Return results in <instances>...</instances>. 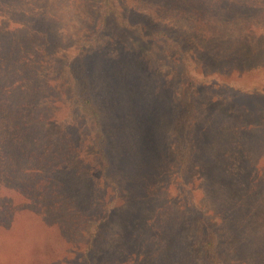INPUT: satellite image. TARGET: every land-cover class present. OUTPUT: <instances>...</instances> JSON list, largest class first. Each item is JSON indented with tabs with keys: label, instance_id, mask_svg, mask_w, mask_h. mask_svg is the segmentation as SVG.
<instances>
[{
	"label": "rangeland",
	"instance_id": "rangeland-1",
	"mask_svg": "<svg viewBox=\"0 0 264 264\" xmlns=\"http://www.w3.org/2000/svg\"><path fill=\"white\" fill-rule=\"evenodd\" d=\"M8 1L13 9L11 2L25 1V16L40 3L53 15L79 14L74 0ZM97 5L96 0L77 4L91 17ZM121 5L137 27H120L110 17L103 37L117 40L128 60L117 57L120 66L113 65L116 47L108 48L97 69L123 180L106 187L118 190L124 202L94 264H204L188 219L201 214L227 225L222 209L227 202L234 211V223L221 234L227 239L225 256L231 255L227 264H264V0H122ZM86 27L90 21L80 29ZM159 30L173 43L150 37ZM189 102L197 105V146L189 172L182 174L170 127ZM234 145L247 148L243 165L232 151L226 153ZM93 149L87 140L86 159L96 155ZM226 165H238L239 173L227 172ZM207 177L221 190L219 197L211 188L209 193Z\"/></svg>",
	"mask_w": 264,
	"mask_h": 264
},
{
	"label": "trees",
	"instance_id": "trees-1",
	"mask_svg": "<svg viewBox=\"0 0 264 264\" xmlns=\"http://www.w3.org/2000/svg\"><path fill=\"white\" fill-rule=\"evenodd\" d=\"M79 1L73 6L78 15L61 17L47 4L25 16V1L11 2L13 9L0 0V264H94L122 209V195L106 187L123 180L111 149L117 135H111L106 120L97 65L114 47L113 65L120 66L117 57L128 60L117 40L103 37L110 17L123 28L137 25L126 17L122 0H96L93 17L78 11ZM89 21L90 28L80 29ZM150 37L173 43L162 30ZM196 116L197 105L189 102L170 127L182 174L195 157ZM87 140L100 160L84 157ZM241 145L226 151L239 158L238 165L248 157ZM238 165L225 169L239 173ZM207 180L209 193L219 197L214 179ZM231 204H222L228 226L234 223ZM227 225L201 214L188 219L204 264H227L231 255L225 256L227 239L221 235Z\"/></svg>",
	"mask_w": 264,
	"mask_h": 264
}]
</instances>
